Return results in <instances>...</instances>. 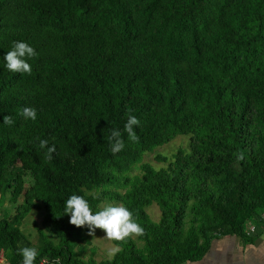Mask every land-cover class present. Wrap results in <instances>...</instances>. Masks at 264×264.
I'll return each instance as SVG.
<instances>
[{"label": "trees", "instance_id": "1", "mask_svg": "<svg viewBox=\"0 0 264 264\" xmlns=\"http://www.w3.org/2000/svg\"><path fill=\"white\" fill-rule=\"evenodd\" d=\"M17 40L38 53L31 74L6 67ZM26 106L38 109L35 121L21 115ZM129 115L140 120L137 140L124 130ZM113 129L125 141L116 154ZM177 136L189 138L187 151L126 176ZM41 139L56 145L52 159ZM73 193L96 209L105 200L132 209L146 228L141 246L131 236L113 241L123 248L114 260H77L72 238L87 227L63 214ZM33 199L46 210L45 230L61 238L55 247L38 232L36 264H183L262 219L264 0H0V206H9L0 240L9 264L33 245L10 228ZM153 204L158 222L146 212Z\"/></svg>", "mask_w": 264, "mask_h": 264}, {"label": "clouds", "instance_id": "2", "mask_svg": "<svg viewBox=\"0 0 264 264\" xmlns=\"http://www.w3.org/2000/svg\"><path fill=\"white\" fill-rule=\"evenodd\" d=\"M37 55L33 45L24 40H17L13 42L12 49L7 51L3 58L7 69L11 72L31 74L33 68L29 61ZM21 115L25 119L35 121L38 118V109L34 106H26ZM3 123L11 126L15 124V120L12 116L6 115ZM139 124L140 120L137 116L129 115L124 130L131 140L139 138L136 132V126ZM108 141L113 154L119 153L125 148V141L119 129L111 131ZM39 146L47 148L48 158L52 159V154L56 152V145H50L48 139H41ZM238 159L243 160L244 154L241 153ZM63 214H70V223L78 227L86 226L91 234H94L96 228L106 230V237L113 241H125L133 235L144 236L146 234L145 226L138 221L133 210L124 204L109 203L97 210L84 195L73 193L64 202ZM122 251V246L116 244L107 250V258L110 261L114 260L117 254ZM18 252L23 257L21 264H36L39 255L36 247L25 246L18 249Z\"/></svg>", "mask_w": 264, "mask_h": 264}, {"label": "rangeland", "instance_id": "3", "mask_svg": "<svg viewBox=\"0 0 264 264\" xmlns=\"http://www.w3.org/2000/svg\"><path fill=\"white\" fill-rule=\"evenodd\" d=\"M189 138L186 136H177L174 140L165 144L161 147L155 148L151 152L145 153L141 159V162L135 165L130 172L126 174L131 180L133 178L140 176L142 174L141 166L143 164H149L155 169L166 167L170 161L174 160V155L177 153L178 149L182 148L186 151L188 150ZM161 156L166 159V162H159L156 160V156ZM114 189V187H110ZM119 190L123 191L122 188ZM102 189L97 190L101 192ZM118 204L114 201H103L97 208L106 204ZM9 207L7 204L5 206H0V218L3 215L5 208ZM147 214L153 222H158L160 219V210L156 204L151 205L146 209ZM46 213L44 205L41 201L33 199L32 203L29 205L27 211L18 219L17 223L10 228H18L20 232L29 239L33 245L32 247H38L39 242L37 239V234L39 231L52 241L53 245L57 247L61 243V238L54 233H49L45 230L43 226V218ZM86 227V226H85ZM132 238L141 246V243L137 241V236L133 235ZM0 257H4V251L2 249L5 240H0ZM72 248L75 252V258L81 261H88L93 259L95 263L101 261L109 260L107 258V250L110 247H114L113 240H110L106 237V230L99 228L95 229L94 234L89 232L88 228H85L83 231L74 234L72 238ZM6 261V260H4ZM8 261L3 264H7ZM9 264V263H8Z\"/></svg>", "mask_w": 264, "mask_h": 264}, {"label": "crops", "instance_id": "4", "mask_svg": "<svg viewBox=\"0 0 264 264\" xmlns=\"http://www.w3.org/2000/svg\"><path fill=\"white\" fill-rule=\"evenodd\" d=\"M183 264H264V215L250 220L241 235L213 238L200 259Z\"/></svg>", "mask_w": 264, "mask_h": 264}, {"label": "built area", "instance_id": "5", "mask_svg": "<svg viewBox=\"0 0 264 264\" xmlns=\"http://www.w3.org/2000/svg\"><path fill=\"white\" fill-rule=\"evenodd\" d=\"M248 224H249V222H247V223L245 224V226L248 225ZM4 260H5L4 258L0 257V264H3L4 262H6V261H4ZM7 264H8V263H7ZM37 264H60V262H59L58 259H53V260L42 259V260H40Z\"/></svg>", "mask_w": 264, "mask_h": 264}]
</instances>
